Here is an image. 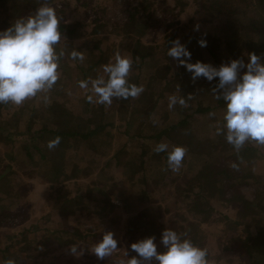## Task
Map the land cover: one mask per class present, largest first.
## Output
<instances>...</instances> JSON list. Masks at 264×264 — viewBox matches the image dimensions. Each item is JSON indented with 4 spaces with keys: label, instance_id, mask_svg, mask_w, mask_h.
Segmentation results:
<instances>
[{
    "label": "trees",
    "instance_id": "trees-1",
    "mask_svg": "<svg viewBox=\"0 0 264 264\" xmlns=\"http://www.w3.org/2000/svg\"><path fill=\"white\" fill-rule=\"evenodd\" d=\"M213 1L216 5L214 10L219 16L216 31L198 32L194 29H189L185 32L187 38L196 46L198 45V48L196 47L194 50L186 45L191 52L190 62H196L197 60L205 62L207 59V62L205 63L219 66L222 59H228L233 52L236 50H242L243 48L248 50L247 53L254 52L264 59V0ZM48 2L49 0H0V30L9 27L16 19L23 17L24 14L26 15V12L31 14L32 11L34 9L36 10L41 4ZM233 3H240V5L244 7L243 12L239 13L238 9H234ZM146 6H151L149 0H139L131 7L126 5L121 7L122 13L126 14L125 21L134 24V29L131 32L133 35L139 32V34H141L145 29L142 27L140 28L139 16L147 17L148 20L145 22L148 23L149 21L152 25L156 22V18L153 17L150 12H147L145 8ZM102 25L96 24L91 27V29H89V37H87L86 31L83 29L86 25L81 22L65 24L61 21L59 24L62 38L55 46V51L57 54L63 51V56L66 58V62H68V60L76 61L78 66L77 69L80 70L79 73L83 80L87 79L86 75L91 69L95 70L98 65L100 66L108 63L109 56L105 55V53H103L104 49H100L99 47L102 39L106 37V35H102V31H106L105 26L101 28ZM167 30L168 29H165L164 33V50L166 55L168 47H170L171 42L175 40L178 29L176 32L175 30H171L170 32ZM81 37H83L81 41L76 43L75 41H72L73 39ZM69 39H71V41H69ZM201 39L207 41L205 47L199 46L198 41ZM138 41L139 40L135 42ZM73 50L81 52L84 59L82 61L71 59L69 53ZM96 51L100 53L99 56L95 55ZM63 56L59 57L58 62H60V59H62ZM146 56H148V54L139 55L140 58ZM243 59L246 61L247 56L243 57ZM150 61L156 66L157 59L154 61L151 59ZM144 63L146 65V62ZM158 65H160V63H158ZM71 70L72 68H70V71H64L62 65L58 63L57 71L59 74L64 73L65 76L69 78L70 73L68 72H71ZM101 72L103 73V70H101ZM154 72L156 74V71ZM127 79L130 83L136 84V81H134L132 76L127 77ZM174 82H176V85L173 86ZM215 84V78L210 82L202 76L193 81L191 79V73L178 64L176 69H174L169 77L165 79L164 88L166 89V87L168 88L172 85V89L175 87L178 90L181 89L180 96H183L187 101L190 99L191 104L187 107L185 105L182 106L176 104L171 109L168 108L169 110L176 111L175 113L178 117L169 114L168 116L172 115V120L167 124H165V122H154L149 118L152 111L159 112L162 117L166 115L167 108L165 106L166 104L168 105V99L164 96H161L160 100L159 98L154 97L152 89L146 84L140 95L135 98L132 97L134 103L131 106L128 105L127 102H125L126 105L120 103L116 109L111 107V111L107 113L101 108L102 104H97L98 112L95 115L92 113L93 109L89 106L91 103L85 99L86 96L79 98L80 103H82L81 111L84 116L74 115L75 124L80 125L82 119L86 126L80 128L76 127L74 130L68 128L65 129L59 123L63 116L71 114L69 109L63 107L57 109L58 105L56 104L48 105L50 110L47 120L49 119L52 126H48L45 119L40 129L37 131V138L39 139L40 134L45 132L52 135V139L59 136L60 141L56 145L58 149H60L59 157L54 161L49 160V158L42 153L40 148L33 147V152H31L30 146L25 144L21 145V152L18 153L17 156H22L23 160L20 161V163L24 169L31 168L35 170L38 176H40L41 182L47 183L46 189L50 190L49 193L52 197L49 198V201H51L50 203L53 212H55L58 217V220L56 221L62 222L61 228H55L52 230L55 240L58 241L61 246L75 244L78 248H86V244H81L79 241L85 239L87 232L90 231L92 237H96L95 229L86 231L85 228H82V224L79 222L80 216L84 215L89 217V212L87 210L88 206L93 202L97 203L100 199L97 196L99 192L98 181L92 179L95 181H90L88 183L78 182V177L81 175V168L88 165L81 157H78V162L71 163L72 158L74 160V157H76L77 150L81 149L79 147L92 150L96 147L99 140V142L105 143L108 147L109 137L107 136L108 138L104 140L100 137L101 131H104L105 134L108 133L105 132L108 131L106 130L107 128L114 127L117 133L121 132L127 134V129L132 124H135L136 131L129 136H139L146 141L154 138L155 141L158 140L160 143V138L162 136L173 141V137L170 136L172 130L186 127L188 144L183 147L186 149L185 153L188 157L186 154L184 155L182 163L185 165L180 168L179 175L181 177V185L183 186L178 188L174 195L177 200L174 198L172 202L174 205H177L178 202L184 201L183 206L185 207H181L180 211L177 212V215H175L176 218L170 229L176 231L178 234H186V237L191 239L194 244L204 248L207 252V261H209L211 256H215L217 251H220L245 256L246 260L243 264H264V190L259 187L256 188L257 185L254 183V180L252 179L253 177L249 176V173L247 172H242V167L228 166L222 162L212 161L211 157L214 152L203 143V138L198 137L195 130L192 128L191 122L187 119L191 113L192 115L200 117L204 116V114H206L205 112L208 111L206 107L200 108L195 106V101L192 102L194 96L199 98L198 100L205 98V100L208 101H220V99L215 98V93L212 90L213 87H215ZM189 94H191V98H189ZM169 95H171V93H169L168 96ZM132 98L130 97V99ZM127 100L129 99H126L125 101ZM149 105L151 106L149 107ZM32 106L33 105L31 104L30 107ZM87 106L89 107L87 108ZM153 106L157 107L156 110H153ZM12 107H14V104L10 102L0 103V114L6 110V113L3 114L5 120L3 121V124L0 125V143L14 142L15 138H12L10 133H5L7 127L13 126L15 128L11 118H9L10 113H8L12 110ZM187 111H189V113ZM207 117L208 118L203 122L207 128H211L214 131H216L218 126L223 122V120L218 119L215 115ZM93 119H95V123H93ZM15 129L17 130V128ZM26 130H28V128H26ZM19 132L22 133L25 131L19 129L17 130V133L19 134ZM31 136V140H34V133H31ZM173 143L175 144V141ZM137 144L140 146L139 142H137ZM261 146L263 145L257 144L254 141H246L244 145L236 151V155L239 156V161L248 162L250 157L258 156L264 158V152L263 149H261ZM190 147H192V149H189ZM153 148L154 147H148L147 150L140 148L138 159L135 162V168L130 171L132 177L134 174H141L143 190L139 195L138 200H135V198H132L129 194L130 197L127 195L126 197L119 196L123 202V207L119 210V205L114 204L110 201L109 197H106V199H104L106 205L100 209V211L103 210V212L106 213L102 215L103 212H95L99 219L111 226V232L114 234V238L118 241V245H120L121 242L118 235H115V231L112 229L114 228L113 223L115 222V219L120 217V215H118L120 212H129L131 207L134 206L137 212H130V214L127 215L126 230L121 237L128 245L129 256L135 255V253L129 249V245L147 236H154V242L157 244L158 248H162L159 243L160 235L162 230L166 228V225L158 220L160 218L159 216L154 215V212L159 211L161 207L149 203L155 201V194H161L159 190L165 189L168 194H172L169 187H171L174 179H171V181L167 183L166 178L170 174V169L167 167L166 153H156L153 151ZM71 150L74 151L71 152ZM161 155L164 159H162ZM112 157L114 160L117 158L115 151L112 153ZM155 163H160L162 165V169H160L161 171L158 174L160 176L148 180L143 176L145 171L144 168L146 164ZM67 164L70 165L68 171L66 169ZM9 167L10 165H5L3 169H8ZM101 170L102 172L106 171L105 166L101 167ZM90 172L92 171L90 170ZM112 174L111 176L106 177V181L110 182L111 180V190H114L115 182L113 181ZM4 175L5 171L3 170L0 173V180ZM132 177L129 176L128 180L132 181ZM64 181L74 182L72 183V188H70V190L72 191V194L76 196L68 197V189L65 188L68 182L66 183ZM122 182H127V180L122 179ZM241 184H252L255 186L253 200H247L239 194L237 187ZM82 186L85 189H81ZM185 187H190V190ZM120 190L117 192L126 194L125 190ZM237 195L242 198L240 200V208L235 205L236 210L234 211V215L232 217H225L224 225L220 229L222 230V234L218 235L213 241H207V239L201 234L202 231L198 228V225L201 220L213 210L211 204L212 200L220 197L224 203H227ZM15 197H18L19 200H25L24 198L26 195L19 190L15 194ZM128 199L132 201V204H129ZM84 205L87 213L82 211ZM1 207L0 225L1 222L7 224L14 223V219H18L20 216V209L18 208H14L13 211H11L8 210L7 207ZM109 211H111V215H109ZM3 217L6 219L10 217L11 220L3 221ZM69 219H72L73 221L67 226V223L70 222ZM31 227H33L34 230L37 228L36 225H31ZM226 229L230 230V235H226ZM63 233H68V238L63 239L60 236ZM38 238L40 239L39 235H37V240ZM42 239H45V237H42ZM214 245L219 246L216 248ZM9 247L10 245H7L4 246L3 249H0V254L2 252L6 255V251ZM1 256L5 257L2 254Z\"/></svg>",
    "mask_w": 264,
    "mask_h": 264
},
{
    "label": "rangeland",
    "instance_id": "rangeland-1",
    "mask_svg": "<svg viewBox=\"0 0 264 264\" xmlns=\"http://www.w3.org/2000/svg\"><path fill=\"white\" fill-rule=\"evenodd\" d=\"M138 1L139 0H49L48 4L55 8L56 15L60 22L62 21L65 24L81 22L85 24L86 26L83 29H85L87 37H89V29H91V27L96 24H103L101 28L105 26L106 31H100H102V35H106V37L102 39L101 44H99L100 49H104L103 53H106L109 57L111 56V62H114V56L117 53L122 56L131 57L132 66L128 77L132 76L138 86L142 85L144 87L146 84L152 89L154 97L159 98V100L161 96L168 98L169 93H171V95L180 96L181 89L178 90L176 87L172 89V85L168 88L166 87V89L164 88L165 79L168 78L170 73L178 66L176 60L165 54V29H168V32L171 30H175L176 32L178 29L175 39L179 38L182 44L185 46L188 45L194 50L198 45L196 46L192 43L185 35V32L189 29H194V25H199V28L196 29L198 32H215L219 21L218 13L214 10L216 5L213 0H149L151 6H146L145 8L147 12H150L152 16L156 18V22L152 25L149 21L148 23L145 22L148 20L147 17L139 16L140 28L142 27L145 29L143 33L139 34V32L133 35L131 32L134 29V24L125 21L126 14L122 13L121 7L124 5L131 7ZM233 7L234 9H238L239 13L243 12L244 7H242L240 3H233ZM34 12L35 9L32 13ZM27 15L29 14L26 12V15L24 14V16ZM82 38L83 37L73 39L72 41H75L76 43L81 41ZM137 40L139 41L135 42ZM69 41H71V39H69ZM126 42L128 43V46H130L129 48L124 47ZM108 51H110V53ZM247 51L246 48L236 50L228 59H222L221 63H227L230 59H243V57L246 56ZM99 54L98 51L95 52L96 56H99ZM142 54H148V56L140 58L139 55ZM151 59H153V61L157 59V67L151 63ZM144 62H146V65ZM205 62H207V59ZM58 63L62 65L64 71H70V68H72L71 72H68L70 73L69 78H67L64 73L59 74L57 81L51 89L38 92L35 97L26 99L18 106L14 105V107L11 108L12 110L8 112L10 113L9 118H11L15 128L25 132H19V135L13 126L7 127L5 133H10L11 137L15 138L14 142L0 143V173L3 170L5 171V178L2 177L0 180V208H2L1 206L7 207V209L11 211H13L14 208L20 209V216L18 219H14V223L7 224L1 222L0 249H3V247L7 245H10V247L6 251V255L1 252L5 257H2L0 254V264H4V262L9 259L14 261V264H120L121 260L127 259L124 252L125 250H128V245L125 240L121 238L126 230V218L130 212L135 213L137 210H135L133 206L129 212L125 211L118 214L120 217L115 219V222L113 223L114 228L112 229L115 231V235H118L121 244L118 245V249L113 252L111 256L103 259H97L95 255L87 251L92 244L101 239L104 232L111 231V226L99 219L95 212L100 211L101 207L106 205L104 202L106 197H109L110 201L114 204H118L119 210L123 207V202L119 196L126 197V195H130L132 198H135V200H138V197L143 190L141 174H134L132 177L130 171L135 168V162L138 159L140 148L147 150L148 147H154L156 143L159 142L158 140L155 141L154 138L146 141L139 136H129L136 131V125L132 124L127 129L128 135L121 132L117 133L114 127L107 128L106 130L108 131L105 132L108 133L106 134L104 131H101L100 137L102 140L109 137L108 147L105 143L99 142L100 140L92 150L79 147L81 149L77 150L76 157H74V160L72 158L71 163L78 162V157H81L88 165L81 168V177H78V182L88 183L90 181H98L99 192L97 196L100 199L97 203L93 202L88 206L87 210L89 212V217L84 215L79 217V222L82 224V228H85L86 231L95 229L96 237H92L90 231L87 232L85 239L79 241L81 244H86V248H83L85 249L84 254L78 258L73 256L69 251L68 245L61 246L54 238L52 230L55 228H61L62 222L56 221L58 220V217L55 212H53L50 203L51 201H49L51 196L49 193L50 190L46 189L47 183L41 182L40 176H38L35 170L31 168L24 169L20 163V161L23 160L22 156H17V154L21 152V145L25 144L30 146L31 152H33V147L40 148L42 153L47 156L49 160L54 161L59 157L60 149H58L57 146L51 150L46 146L47 142L52 140V135L45 132L40 134L39 139L37 138V131L40 129L45 119L48 126H52L49 119L47 120L50 110L48 105L50 104L58 105L57 109L63 107L70 110L71 114L63 116L61 122H59L65 129L68 128L74 130L76 127L80 128L86 126L82 119L80 125H76L74 115L84 116L81 111L82 103H80L79 98L90 95L91 93L88 89H81L78 86V81L83 80V78L80 76L79 70L77 69L78 66L76 61L68 60V62H66V58L63 56ZM158 63H160V65H158ZM138 64L139 66L137 67ZM98 69L99 65L94 70L95 73ZM154 71H156V74ZM86 78L96 79L97 77L92 75L89 71ZM174 85H176V82H174L173 86ZM127 99L129 100L125 101L124 99L113 98V102L110 105L102 104L101 108L107 113L111 111V107L116 109L120 103L126 105L125 102H127V104L131 106L134 103V99H130V97ZM198 99L199 98L194 96L192 102L195 101V106L200 108L206 107L208 111L205 112L206 114H204V116L200 117L192 115L191 113L187 119L191 122L192 128L195 130L198 137L203 138V143L214 152L211 160L222 162L228 166L242 167V172H247L249 173V176L253 177L252 179L257 185L256 188L259 187L264 190V158L258 156L250 157L248 162L239 161V156L236 155L237 150L234 149L231 144L226 142L223 132L217 134V130L214 131L211 128H207L203 122L208 118L207 116L213 115L218 117V119L223 120L224 102L222 100L208 101L205 100V98ZM185 101V106H190L191 100L189 99L188 101ZM31 104L33 105L32 107H30ZM89 106L93 109L92 113L96 115L98 112L97 104L91 103ZM89 106H87V108ZM150 106L151 105H149V107ZM165 107L167 108L166 115L162 117L159 112L152 111L149 118L154 122H165V124H167L171 122L172 115L178 117L175 113L176 111L168 109L167 104ZM156 108L157 107L153 106V110H156ZM187 112L189 113V111ZM4 113H6V110L0 114V125H2L5 120L3 117ZM169 114L172 115L168 116ZM92 121L95 123V119ZM223 123L224 122H222L218 128H222ZM26 128H28V130H26ZM186 131V127H183L182 129L176 128L175 130H172L170 135L173 137V141L164 136L160 138V141L167 143L169 149L174 145L185 147L188 144ZM31 133H34V140H31L30 138L32 137ZM174 141L175 144L173 143ZM137 142L140 143V146ZM189 149H192V147ZM261 149H263L264 152V145L261 146ZM73 151L74 150H71V152ZM114 151L117 155L115 160L112 157ZM186 156L188 157L187 154ZM162 159H164L163 156ZM5 165H10V167L8 169H3ZM184 165L185 164L182 163L181 167ZM103 166H105L106 171L102 172L101 167ZM69 167L70 165L67 164V171L69 170ZM144 169L143 176L148 180H151L160 176L158 174L161 171L160 169H162V165L160 163L146 164ZM90 170L92 172H90ZM111 174L113 176V181L115 182L114 190H111V180L110 182L106 181V177L111 176ZM179 175L180 169L177 172L170 170V174L166 178V181L169 183L171 179H174L171 187H169L172 194H168L165 189L159 190L161 194H155V201L149 203L161 207L159 211L154 212V215L159 216L160 218L158 220L162 221L167 228H170L173 225V221L176 218L175 215H177V212L180 211L181 207H185L183 206L184 201L178 202L177 205L172 203L174 198L177 200L174 196L176 191L183 186L181 185V177ZM129 176L132 177V181L128 180ZM122 179H126L127 182H122ZM64 182H68L65 187L68 189V197L76 196L73 195L70 190V188H72V183L74 182ZM185 188L190 190V187ZM81 189L85 188L82 186ZM120 189L125 190L126 194L117 192ZM237 189L241 196L247 200H253L255 186L252 184H241ZM19 190L26 195L24 198L25 200H19L18 197H15V194ZM241 199L242 198L237 195L227 203H224L220 197L212 200L211 204L213 210L201 220L198 225V228L202 231L201 234L207 239V241H213L218 235L222 234V230L220 229L224 225L225 217H232L234 215V211L236 210L235 205L240 208ZM128 202L129 204H132L130 199H128ZM85 205L83 206L82 211H85ZM85 212L87 213V211ZM100 212H103V210ZM105 213L106 212H103L102 215ZM109 215H111V211H109ZM10 220V217L7 219L3 217V221ZM69 221L70 222L67 223V226L73 220L69 219ZM31 225H36V230H34ZM230 234V230L226 229V235ZM37 235L40 237L38 240ZM60 236L63 239L68 238V233H63ZM42 237H45V239H42ZM218 246L219 245L215 247L217 248ZM157 251H163V249L158 248L157 246ZM245 260L246 257L240 254L236 255L231 252L217 251L215 256L210 257L208 264H243Z\"/></svg>",
    "mask_w": 264,
    "mask_h": 264
},
{
    "label": "clouds",
    "instance_id": "clouds-1",
    "mask_svg": "<svg viewBox=\"0 0 264 264\" xmlns=\"http://www.w3.org/2000/svg\"><path fill=\"white\" fill-rule=\"evenodd\" d=\"M59 24L55 8L44 3L34 13L20 17L0 30V103L10 102L18 106L38 92L51 89L57 81L59 57L64 54L63 51L59 54L55 51L62 38ZM198 28L199 25H194V30ZM198 44L205 47L207 41L201 39ZM69 56L74 60L84 59L83 54L76 50L71 51ZM167 56L190 72L193 81L201 76L210 82L216 79L212 90L215 98L225 105L223 127L217 129V134L223 132L226 142L236 150L246 141L264 145V59L261 56L248 52L246 61L242 58L230 59L219 66L200 60L190 62L191 52L179 38L171 42ZM131 66V57L117 53L114 62L101 66L106 78L99 76L80 80L78 86L90 91L91 94L85 97L89 103L110 105L113 98H135L143 91V86L128 81ZM167 99L169 109L186 103L183 96L169 95ZM59 141L57 136L46 146L51 150ZM153 151L166 153L167 167L177 172L186 149L179 145L169 149L167 143L160 142ZM154 241V236H147L131 243L129 249L135 255L129 256L128 250H125L127 259L121 260L120 264H208L206 250L194 244L186 234L164 228L159 241L163 251H157ZM117 249L118 241L111 231H107L87 251L97 259H103ZM69 251L78 258L85 249L72 244ZM4 264H14V261L9 259Z\"/></svg>",
    "mask_w": 264,
    "mask_h": 264
},
{
    "label": "crops",
    "instance_id": "crops-1",
    "mask_svg": "<svg viewBox=\"0 0 264 264\" xmlns=\"http://www.w3.org/2000/svg\"><path fill=\"white\" fill-rule=\"evenodd\" d=\"M124 47H128V48H129L130 46H128V43L126 42L125 45H124ZM108 52L110 53V51H108ZM105 55H107V54L105 53ZM110 55H111V54H110ZM109 61H111V56L108 58V63H109ZM101 66H102V65L99 66V69H98V71L96 72L97 74L95 73V71H94L93 69H91L90 72H91L92 75H94V76L97 77V78H98L99 76H105V78H106V74L101 72V70H102ZM79 71H80V70H79Z\"/></svg>",
    "mask_w": 264,
    "mask_h": 264
}]
</instances>
